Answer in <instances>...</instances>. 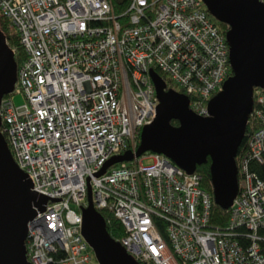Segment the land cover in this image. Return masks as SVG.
<instances>
[{
	"label": "built area",
	"instance_id": "obj_1",
	"mask_svg": "<svg viewBox=\"0 0 264 264\" xmlns=\"http://www.w3.org/2000/svg\"><path fill=\"white\" fill-rule=\"evenodd\" d=\"M0 14L25 53L0 99V133L31 190L47 198L26 223L30 264H97L80 232L87 184L93 208L117 219L118 242L137 263L264 264V180L249 168L264 164V88L252 90L222 228L208 226L213 201L200 174L162 154L145 152L96 176L108 158L134 150L154 117L148 69L207 115L231 68L226 29L202 0H126L118 12L112 0H0ZM13 92L22 104L13 105ZM240 228L245 243L233 233Z\"/></svg>",
	"mask_w": 264,
	"mask_h": 264
},
{
	"label": "water",
	"instance_id": "obj_2",
	"mask_svg": "<svg viewBox=\"0 0 264 264\" xmlns=\"http://www.w3.org/2000/svg\"><path fill=\"white\" fill-rule=\"evenodd\" d=\"M202 2L208 13L227 27L231 68L222 90L207 100V115L192 112L184 94L165 90L163 79L148 69L157 98L154 117L140 128L134 150L126 149L108 158L96 176L115 163L131 161L145 152L162 154L188 173L208 158L213 204L226 209L237 188L234 157L252 106V90L264 88V5L256 0ZM15 77L13 54L0 33V99L12 90ZM171 120L177 125L170 124ZM46 199L31 190L0 133V264H30L25 257L26 223L34 215L33 206L42 209ZM80 213V232L97 264H137L119 242L108 236L102 217L92 206L88 184L86 205L80 207Z\"/></svg>",
	"mask_w": 264,
	"mask_h": 264
},
{
	"label": "trees",
	"instance_id": "obj_3",
	"mask_svg": "<svg viewBox=\"0 0 264 264\" xmlns=\"http://www.w3.org/2000/svg\"><path fill=\"white\" fill-rule=\"evenodd\" d=\"M112 1H113L115 10L118 12L119 10H121L123 8L126 0L120 1V2H118L117 0H112ZM213 21L219 27L227 29L225 24L216 21L214 18H213ZM0 33L3 35L4 41L6 42L7 46L9 48L14 49L13 60L15 62L16 68H17V66L25 59V53H24V51H23V49L19 43L18 35L15 32V29L13 28L12 25H10L9 21L6 20L1 14H0ZM151 69H153L163 79V81L165 82V90L170 89V88H172V89L176 88L171 83V81L163 73H161L157 68L152 67ZM178 91L181 92L182 90L179 89ZM188 99H189V97H188ZM170 124L177 125V121L171 120ZM247 131H248L247 124H245L244 135H243L242 140L240 141V143L237 147L236 155L239 152H241L242 150H244L245 138H246V132ZM234 161H236V157H234ZM208 168H209V161H208V158H206L205 162L195 166L194 171L199 173L201 176L200 184H201L202 188L211 192ZM249 168L259 178L264 180V164H260L256 161L251 160L249 163ZM99 214L103 219L104 229L107 232L108 236L110 238H112L113 240L118 241L120 239V237H122V235H123V229H122L121 225L119 224V222L117 221V219L112 215L111 212H109L107 210L106 211H99ZM226 221H227V210L212 203L211 207H210L208 226L212 229L222 228L223 226H225ZM243 231L244 230H242L240 228V229L234 230V232H233L235 237L240 238V240H242V242L244 241V239L241 238L239 235L244 234ZM243 243H245V242H243ZM260 245L262 247H264V242H261ZM137 264H140V263H137Z\"/></svg>",
	"mask_w": 264,
	"mask_h": 264
},
{
	"label": "rangeland",
	"instance_id": "obj_4",
	"mask_svg": "<svg viewBox=\"0 0 264 264\" xmlns=\"http://www.w3.org/2000/svg\"><path fill=\"white\" fill-rule=\"evenodd\" d=\"M11 102L13 103L14 106H18L24 102V97L22 96L21 93H15L11 94ZM150 162L149 159H144L143 163L148 164Z\"/></svg>",
	"mask_w": 264,
	"mask_h": 264
}]
</instances>
